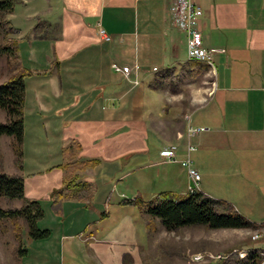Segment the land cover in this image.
<instances>
[{"label":"crops","instance_id":"crops-1","mask_svg":"<svg viewBox=\"0 0 264 264\" xmlns=\"http://www.w3.org/2000/svg\"><path fill=\"white\" fill-rule=\"evenodd\" d=\"M195 1L203 10L198 21L203 45L217 50L211 54L214 70L208 69L213 87L197 105L191 99L172 102L156 84L157 72L186 60L180 53L186 54L185 33L169 14L173 0H19L6 16L19 29L14 38L20 64L32 74L24 77L22 169H6L2 148V170L21 174L24 195L40 200V227L55 222L53 245L25 244L27 255L33 250L41 264L50 263L52 251L58 254L54 264H76L82 244L85 264H141L150 248L149 217L109 180L129 157H145L132 167L130 199L185 194L192 184L185 168L159 154L171 144L177 145L178 159L188 144L195 145L190 156L200 174L197 189L230 202L264 230V0ZM113 62L138 65L139 84L113 71ZM152 91L160 94L158 102ZM177 92L181 89L172 93ZM199 97L192 99L199 103ZM33 102L37 110L29 116L26 107ZM169 104L175 113L164 114ZM162 118L170 129L157 127ZM188 123L208 129L189 137ZM150 135L157 145H150ZM71 141L80 144L78 157L98 160L83 172L93 196L88 206L66 199L54 214L49 193L62 186L63 148Z\"/></svg>","mask_w":264,"mask_h":264},{"label":"trees","instance_id":"trees-1","mask_svg":"<svg viewBox=\"0 0 264 264\" xmlns=\"http://www.w3.org/2000/svg\"><path fill=\"white\" fill-rule=\"evenodd\" d=\"M18 2L19 0H0V57L6 59L10 72L8 79L0 83V110L5 114V119L0 120V139L2 136L10 137L9 144L14 153V164L21 170L24 137V77L31 75L32 72L24 69L20 64L18 41L11 38L12 35L19 33V29L12 26L6 18ZM208 69V65L204 62L185 60L177 66L166 67L157 72L156 84H160L161 87L171 86V91L176 92L177 82L181 81L183 76L196 79ZM79 150L80 144L76 141H71L63 148L64 162L60 166L66 172L62 186L52 189L49 193L50 207L56 214L62 211L66 199H76L88 206L85 201L93 196L94 189L91 183L84 180L82 175L88 167L97 164L98 160L81 159L78 157ZM3 164L4 155L0 149V198L8 203L7 207L0 206V221L12 220L29 240L48 237L50 230L40 228L38 225L44 217L40 200L26 197L23 188L24 177L19 173L4 172ZM14 201L20 204L15 206L12 204ZM126 201L135 203L142 214L149 217L147 223L150 231L153 230L151 226H154V219H157L166 231L174 232L185 227L197 226L207 229H255L262 226L248 220L230 202L211 197L199 190L182 195L162 194L149 200L136 196ZM15 237L18 243L17 253L23 257L27 254V248L21 245L22 232L19 230ZM128 256L126 254L123 258L125 263ZM203 264H259V256L255 252H250L245 259H240L236 253H231L222 261L212 260Z\"/></svg>","mask_w":264,"mask_h":264},{"label":"rangeland","instance_id":"rangeland-1","mask_svg":"<svg viewBox=\"0 0 264 264\" xmlns=\"http://www.w3.org/2000/svg\"><path fill=\"white\" fill-rule=\"evenodd\" d=\"M35 31V30H34ZM36 34V33H35ZM16 38L15 35H12L11 38ZM37 39V37H35ZM181 53V58H187L184 52ZM159 71V70H157ZM154 71V74L157 72ZM10 75L6 65V59L4 57H0V83L7 80ZM212 73L208 70L206 73L199 75L196 79H190L186 76H183L181 81L177 82V88L181 89V92L172 93L171 86L165 87L164 94L168 97L172 102H177L183 105L184 102L188 99L191 104H200L203 102L204 98L208 97L212 87H213V77ZM27 77V76H26ZM159 82V81H158ZM169 92L170 95L167 93ZM153 100L159 101L160 94L158 91L151 92ZM200 94L202 97L198 98V102L194 101L193 95ZM36 102L28 103L26 107V111H30L28 115L36 112ZM165 106L164 114H167L170 111L172 106ZM155 106V103H154ZM177 106V105H176ZM181 107V105H180ZM179 107V108H180ZM171 110L170 112H172ZM3 112V111H2ZM175 113V111H173ZM184 114V113H183ZM27 116V118L29 117ZM164 116V115H163ZM186 116V115H185ZM187 117V116H186ZM174 126H180V121L175 123ZM161 131H166L165 129H170L165 125V119L162 118L160 120L159 125L157 126ZM166 127V128H165ZM150 145L158 143L155 139L152 138V135L149 136ZM10 141H8L7 136H2L0 139V149L4 150V154L6 156V169H10L11 166H15L14 164V153L10 148ZM2 144V145H1ZM3 152V151H2ZM145 157H136L132 159L129 157L122 163V167L120 168V174L116 175L115 179H110V183L118 184L115 186L114 190L120 191L123 193L122 197L125 199H130L132 197V189L134 187L136 178V173L132 170V167L136 161H144ZM149 160V159H147ZM150 161V160H149ZM124 175V176H123ZM84 179V176L82 175ZM15 206H18L20 203L18 201H14L12 203ZM0 206L7 207L8 203L0 198ZM56 214V213H54ZM50 225L52 228H48L50 230V234L48 237L44 239L38 240H48V242L53 245L55 242L54 234L57 231V227H55V222L53 219H50ZM159 221L154 219L153 230H148L150 234L149 243L150 248L149 252L146 254L142 253V261L141 264H203L202 261H194L193 255L208 251L210 253H218V252H226L233 248H250L259 246V242H253L250 239L251 229L247 228H219V229H207L203 226L197 227H185L180 229L177 232L174 231H166L164 228L157 229V224ZM20 224L23 225L22 221ZM76 224L75 226H77ZM23 227V226H22ZM55 227V228H53ZM42 228V227H40ZM20 230L22 232V246H25L26 242L29 240L23 230L18 229L16 225L13 224L12 220H3L0 221V264H41L43 261L41 259L34 258L33 250H30L31 253L29 255H25L20 257L18 255V243L15 237V234ZM68 231V230H65ZM62 232H59V235ZM144 241V239H142ZM147 241V240H146ZM145 241V243H146ZM261 241H264L261 240ZM76 245L79 243L75 240ZM54 247V246H53ZM28 249V248H27ZM81 256L75 257L76 264H85L84 262V253L85 245L82 244ZM48 259L50 263L54 264L57 262L58 254L56 252L48 253Z\"/></svg>","mask_w":264,"mask_h":264},{"label":"built area","instance_id":"built-area-1","mask_svg":"<svg viewBox=\"0 0 264 264\" xmlns=\"http://www.w3.org/2000/svg\"><path fill=\"white\" fill-rule=\"evenodd\" d=\"M169 14L173 25L185 33L186 59L205 62L209 66V70L213 71L214 66L211 60V54L217 50L214 48H207L203 45L202 33L198 28V21L203 14L201 6L196 3L195 0H173L169 8ZM99 33L101 37L108 39L107 34L102 28H99ZM221 51L223 50L221 49ZM111 67L113 71L121 73L134 85L139 84V78L136 74L138 65L131 68L128 65H120L113 62ZM153 70H157V68L153 67ZM207 129L208 128L205 126H194L188 123L186 127V134L189 137H192L206 131ZM194 149L195 145L188 144L186 146L185 156L181 159H178L176 156L177 145L175 144L164 146L159 152L160 156L164 157L167 161L179 162L180 165L185 168L188 177L192 181V184L188 186L186 193L197 190L200 180V174L194 166L190 156L191 151ZM250 239L253 242L263 240L264 230L261 227L252 230L250 233ZM250 252H255L259 256V264H264V246H255L246 249L233 248L229 252L218 253L204 251L193 255V260L202 262L212 260L222 261L231 253H236L240 259H245Z\"/></svg>","mask_w":264,"mask_h":264},{"label":"bare ground","instance_id":"bare-ground-1","mask_svg":"<svg viewBox=\"0 0 264 264\" xmlns=\"http://www.w3.org/2000/svg\"><path fill=\"white\" fill-rule=\"evenodd\" d=\"M213 62V61H212Z\"/></svg>","mask_w":264,"mask_h":264}]
</instances>
